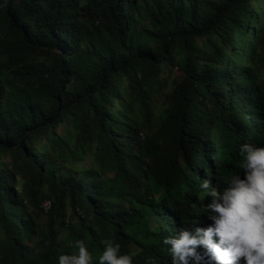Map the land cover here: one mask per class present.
Segmentation results:
<instances>
[{
	"label": "trees",
	"instance_id": "1",
	"mask_svg": "<svg viewBox=\"0 0 264 264\" xmlns=\"http://www.w3.org/2000/svg\"><path fill=\"white\" fill-rule=\"evenodd\" d=\"M257 118L264 0H0V264L75 239L170 264L162 237L212 223L196 185L242 177Z\"/></svg>",
	"mask_w": 264,
	"mask_h": 264
},
{
	"label": "clouds",
	"instance_id": "2",
	"mask_svg": "<svg viewBox=\"0 0 264 264\" xmlns=\"http://www.w3.org/2000/svg\"><path fill=\"white\" fill-rule=\"evenodd\" d=\"M258 124L264 119L257 118ZM238 167L243 175L230 172L223 186H210L207 178L196 187L211 198L201 205L211 224L177 228L161 239L170 264H264V144L239 145ZM158 224L149 226L157 231ZM102 250L91 254L82 239L72 241L71 253H60L55 264H146L141 252L131 247L120 252V244L104 240Z\"/></svg>",
	"mask_w": 264,
	"mask_h": 264
},
{
	"label": "rangeland",
	"instance_id": "3",
	"mask_svg": "<svg viewBox=\"0 0 264 264\" xmlns=\"http://www.w3.org/2000/svg\"><path fill=\"white\" fill-rule=\"evenodd\" d=\"M173 77L176 79L175 82H171L169 81V84H168V90L171 91L173 88H175L177 86L178 83H180V78H181V73L177 70L174 71L173 73ZM165 78H167V75L165 76ZM164 98L160 95L156 102H155V106L157 109H162L164 108ZM60 132H62V130H60ZM52 200V199H50Z\"/></svg>",
	"mask_w": 264,
	"mask_h": 264
},
{
	"label": "built area",
	"instance_id": "4",
	"mask_svg": "<svg viewBox=\"0 0 264 264\" xmlns=\"http://www.w3.org/2000/svg\"><path fill=\"white\" fill-rule=\"evenodd\" d=\"M44 206H45V208H46L47 210L52 209V208H53V201L50 200V199L46 200L45 203H44Z\"/></svg>",
	"mask_w": 264,
	"mask_h": 264
}]
</instances>
